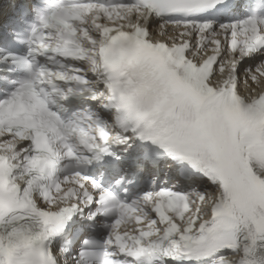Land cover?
Masks as SVG:
<instances>
[{
	"label": "snow or ice",
	"instance_id": "snow-or-ice-1",
	"mask_svg": "<svg viewBox=\"0 0 264 264\" xmlns=\"http://www.w3.org/2000/svg\"><path fill=\"white\" fill-rule=\"evenodd\" d=\"M0 264H264V0H0Z\"/></svg>",
	"mask_w": 264,
	"mask_h": 264
}]
</instances>
